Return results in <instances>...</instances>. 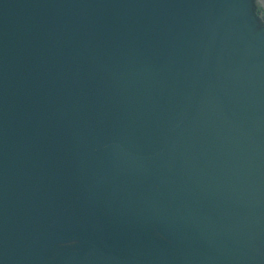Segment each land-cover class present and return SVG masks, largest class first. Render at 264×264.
Segmentation results:
<instances>
[{
    "label": "water",
    "instance_id": "obj_1",
    "mask_svg": "<svg viewBox=\"0 0 264 264\" xmlns=\"http://www.w3.org/2000/svg\"><path fill=\"white\" fill-rule=\"evenodd\" d=\"M0 264H264V0H0Z\"/></svg>",
    "mask_w": 264,
    "mask_h": 264
}]
</instances>
